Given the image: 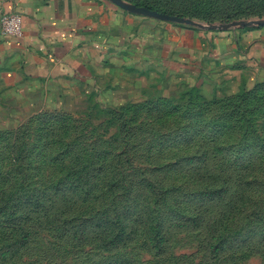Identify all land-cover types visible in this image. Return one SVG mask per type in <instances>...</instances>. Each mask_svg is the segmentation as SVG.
<instances>
[{"label": "rangeland", "instance_id": "1", "mask_svg": "<svg viewBox=\"0 0 264 264\" xmlns=\"http://www.w3.org/2000/svg\"><path fill=\"white\" fill-rule=\"evenodd\" d=\"M132 1L197 25L143 17L151 43L87 77L0 79V264H264V80L166 60L180 32L264 28V0Z\"/></svg>", "mask_w": 264, "mask_h": 264}, {"label": "crops", "instance_id": "2", "mask_svg": "<svg viewBox=\"0 0 264 264\" xmlns=\"http://www.w3.org/2000/svg\"><path fill=\"white\" fill-rule=\"evenodd\" d=\"M13 11L23 16V37L0 34V79L10 84L87 77L118 52L149 45L148 30L155 28L109 0H0V18ZM213 35L215 41L199 42L192 32L178 33L175 45H167V64L188 73V60L245 62L264 80V28L245 30L236 39L231 33Z\"/></svg>", "mask_w": 264, "mask_h": 264}, {"label": "water", "instance_id": "3", "mask_svg": "<svg viewBox=\"0 0 264 264\" xmlns=\"http://www.w3.org/2000/svg\"><path fill=\"white\" fill-rule=\"evenodd\" d=\"M109 1L112 2L113 4H115L120 9H122L126 12H129L131 14L138 15V16H143V17H147V18H151V19L167 21V22H172V23H178V24H186V25H192V26L197 25V24L193 23V21H191V20H186L183 18L162 14V13H159L156 11H151L147 8L139 7V6L133 5V4H129L123 0H109ZM247 25H249V24H247ZM258 25L264 26V22H261ZM199 26L202 27L201 25H199Z\"/></svg>", "mask_w": 264, "mask_h": 264}, {"label": "built area", "instance_id": "4", "mask_svg": "<svg viewBox=\"0 0 264 264\" xmlns=\"http://www.w3.org/2000/svg\"><path fill=\"white\" fill-rule=\"evenodd\" d=\"M23 30V16L21 13L13 11L1 16L0 34L3 37L22 38Z\"/></svg>", "mask_w": 264, "mask_h": 264}, {"label": "trees", "instance_id": "5", "mask_svg": "<svg viewBox=\"0 0 264 264\" xmlns=\"http://www.w3.org/2000/svg\"><path fill=\"white\" fill-rule=\"evenodd\" d=\"M126 1H128L131 4L137 5L139 7H146V8H149V9H153L151 7H147V5H143L142 3H138V2H135V1H132V0H126Z\"/></svg>", "mask_w": 264, "mask_h": 264}]
</instances>
